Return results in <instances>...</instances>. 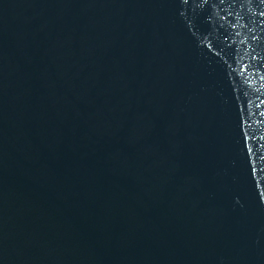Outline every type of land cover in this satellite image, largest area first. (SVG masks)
Returning a JSON list of instances; mask_svg holds the SVG:
<instances>
[{"label": "water", "instance_id": "obj_1", "mask_svg": "<svg viewBox=\"0 0 264 264\" xmlns=\"http://www.w3.org/2000/svg\"><path fill=\"white\" fill-rule=\"evenodd\" d=\"M0 264H264V0H0Z\"/></svg>", "mask_w": 264, "mask_h": 264}]
</instances>
